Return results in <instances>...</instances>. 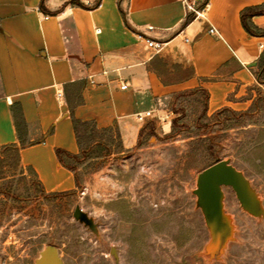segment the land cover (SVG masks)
Segmentation results:
<instances>
[{
    "label": "crops",
    "instance_id": "obj_1",
    "mask_svg": "<svg viewBox=\"0 0 264 264\" xmlns=\"http://www.w3.org/2000/svg\"><path fill=\"white\" fill-rule=\"evenodd\" d=\"M43 1L0 0V150L19 147L20 167L46 193L78 188L77 172L57 155L81 154L73 119L99 132L133 127L140 137L171 127L169 108L181 94L207 92L209 118L223 110L248 117L264 96V38L241 19L264 0H209L187 26L195 14L188 5L199 10L205 0H77L91 9L45 0L46 11ZM251 22L264 30V15ZM13 109L26 121V147Z\"/></svg>",
    "mask_w": 264,
    "mask_h": 264
},
{
    "label": "rangeland",
    "instance_id": "obj_2",
    "mask_svg": "<svg viewBox=\"0 0 264 264\" xmlns=\"http://www.w3.org/2000/svg\"><path fill=\"white\" fill-rule=\"evenodd\" d=\"M169 110L170 128L140 137L133 127L89 128L80 185L62 197H47L0 150V264H35L49 246L65 264H264V219L246 213L229 187L234 241L219 258L206 256L211 234L194 193L204 170L230 161L264 203V96L248 117H205L201 95L176 98ZM77 208L96 232L75 219Z\"/></svg>",
    "mask_w": 264,
    "mask_h": 264
},
{
    "label": "water",
    "instance_id": "obj_3",
    "mask_svg": "<svg viewBox=\"0 0 264 264\" xmlns=\"http://www.w3.org/2000/svg\"><path fill=\"white\" fill-rule=\"evenodd\" d=\"M224 187L234 190L243 208L249 215L264 219V203L245 174L236 169L230 161H220L204 170L198 177L195 195L198 206L202 209L206 225L211 234V242L205 249L209 259L219 258L224 254L229 243L234 241L235 226L230 215L225 211ZM74 217L96 232L97 226L82 209L77 208ZM116 255V250L112 249ZM35 264H65L60 251L54 246L41 252Z\"/></svg>",
    "mask_w": 264,
    "mask_h": 264
},
{
    "label": "trees",
    "instance_id": "obj_4",
    "mask_svg": "<svg viewBox=\"0 0 264 264\" xmlns=\"http://www.w3.org/2000/svg\"><path fill=\"white\" fill-rule=\"evenodd\" d=\"M208 3H209V0H205V3L202 6H200L199 10L204 9V7ZM68 5L77 6V7H81V8H85V9H91L90 6L82 4L80 1H77V0L71 1L66 6H68ZM41 9L43 11H46L45 0L43 1L42 5H41ZM121 13L123 15V18H124L126 24L128 25L126 13L122 10H121ZM262 15H264V7L248 8L242 12V15H241L242 24H243L244 29L246 30V32L249 35L254 36V37H263L264 38V30H261V29L255 27L251 22L254 17L262 16ZM195 18H196V14H193V13L189 14L185 23H184V26H187L188 24H190ZM259 68H260V73L257 75L258 80H259L260 84L264 85V52H263V54L259 60ZM186 74H187V71H186ZM163 80H165V79L163 78ZM165 82H166V80H165ZM197 94L204 97V101H205L204 113H205V117H207V105H208V99H209L207 92H205V91L189 92V93L181 94L178 97L180 98V97H186V96H193V95H197ZM72 110H73V108L71 107V111ZM13 112H14V118H15V122H16L17 132L19 135V139L21 141V147H26L27 145H29L26 141L27 124H26V121L24 119L22 110L21 109H17V110L13 109ZM224 113H230V114H233L234 116H239V117H243V116L247 115V113L244 114V113H236V112H233L230 110H223L219 114H217V116L220 114H224ZM73 123L75 126L77 139H78L79 145L81 147V154L79 156H71V155L66 154L62 151H58L57 155H58L60 161L63 163V165L67 169L76 173L78 166L83 163V161L85 160L86 157H88L89 148H84L83 144H84L85 139L87 138L86 136L88 135L87 133L89 132V128L92 127V129H93L92 133H96L98 131L95 128V126L91 123H84V122H81V121L76 120V119H73ZM6 150H9L14 154L16 164L20 167V148L17 146L16 147L12 146V147L5 148V151ZM29 171H31V173L33 175H35V177H36V174L32 169H29ZM79 185H80V183H79V179L77 177V186L79 187ZM43 193L47 197H62V196L70 194V193L49 194V193H46L44 190H43Z\"/></svg>",
    "mask_w": 264,
    "mask_h": 264
},
{
    "label": "built area",
    "instance_id": "obj_5",
    "mask_svg": "<svg viewBox=\"0 0 264 264\" xmlns=\"http://www.w3.org/2000/svg\"><path fill=\"white\" fill-rule=\"evenodd\" d=\"M188 9L190 12H194L196 15H200L202 10H197L194 6H190L188 5ZM147 44L150 48H153V49H158L160 48V45L151 41V40H147ZM123 89H127V86H123ZM152 116V113L151 112H148L146 114H139L137 117L139 119V121L143 122L145 121L147 118L151 117ZM168 119L170 118V116L167 117Z\"/></svg>",
    "mask_w": 264,
    "mask_h": 264
}]
</instances>
